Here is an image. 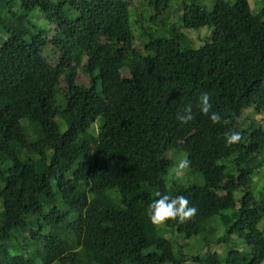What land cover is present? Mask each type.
Masks as SVG:
<instances>
[{"label": "trees", "instance_id": "1", "mask_svg": "<svg viewBox=\"0 0 264 264\" xmlns=\"http://www.w3.org/2000/svg\"><path fill=\"white\" fill-rule=\"evenodd\" d=\"M136 1L0 0V264L264 263V5ZM172 148L202 183L167 179ZM157 191L196 216L154 226Z\"/></svg>", "mask_w": 264, "mask_h": 264}, {"label": "clouds", "instance_id": "2", "mask_svg": "<svg viewBox=\"0 0 264 264\" xmlns=\"http://www.w3.org/2000/svg\"><path fill=\"white\" fill-rule=\"evenodd\" d=\"M210 99L211 97L207 92L200 95L197 105L200 112L205 116H209L214 124H219L221 122L224 124L230 123L229 120L223 119L220 113L212 111ZM176 118L182 125L193 121L195 117L192 105L188 104L179 109ZM224 138L226 146H232L241 141L242 133L238 130L230 129L225 133ZM189 165V160H180L174 169L175 174H182L183 170L187 169ZM155 196L157 199L153 200L148 207V216L154 226L160 227L170 220H178L179 223L183 224L191 220L197 214L198 210L195 207L189 206L190 201L183 194L171 197L169 195H163L161 192L157 191Z\"/></svg>", "mask_w": 264, "mask_h": 264}, {"label": "rangeland", "instance_id": "3", "mask_svg": "<svg viewBox=\"0 0 264 264\" xmlns=\"http://www.w3.org/2000/svg\"><path fill=\"white\" fill-rule=\"evenodd\" d=\"M134 1L135 5H138V2L136 0H132ZM200 1V0H199ZM231 3H234L235 0H227ZM251 7L255 10V11H259L260 7L262 5H264V0H249ZM201 3L206 5L208 7V9H212L213 7V0H201ZM179 4H181L180 0H177L174 2V4L172 5V8L175 10L172 13V17L173 20L176 19L178 15L180 14V9H179ZM172 20V21H173ZM183 33L186 35L187 40L186 42L193 46V47H198L200 46L204 39L211 33V29L209 27H201L199 29H187V28H183L182 29ZM159 36H163V34H159ZM79 82L82 84H88L89 83V79L82 73L79 76ZM66 85L63 82L62 87L64 88ZM168 156L172 159L173 161V165L171 167V169L169 170V173L167 175V179L170 180L171 182H179L180 184L186 185V184H200L203 182V178L202 175L200 174V172H195L190 170L189 168L183 170L182 174L180 175H176L175 174V167L178 164V162L182 159H186L187 160V154L184 151H180L178 152L175 148H172L168 151ZM215 226H216V234H222L224 232V227L220 224V221L217 220L214 222ZM168 236H176V234L174 235L173 233H169ZM180 241L184 242L187 240H191L194 239H187L182 235H179ZM195 244V241L194 243ZM197 245L194 246V248H196ZM185 250L189 251L188 247L185 248ZM207 252H218L220 254L225 253V249L223 247V245L221 244H213L212 247L206 248ZM264 264V263H263Z\"/></svg>", "mask_w": 264, "mask_h": 264}]
</instances>
